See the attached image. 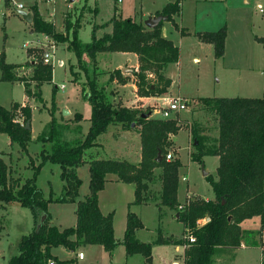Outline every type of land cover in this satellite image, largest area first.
Wrapping results in <instances>:
<instances>
[{
  "label": "rangeland",
  "instance_id": "374dc122",
  "mask_svg": "<svg viewBox=\"0 0 264 264\" xmlns=\"http://www.w3.org/2000/svg\"><path fill=\"white\" fill-rule=\"evenodd\" d=\"M181 1V14L175 17V23L180 29H177L171 21H165L162 27L167 38L172 40L181 51L179 63L169 64L165 70V76L173 80L170 92L153 100H139L132 88L125 90V84L136 83L134 77L136 68L130 66L132 63L124 66L131 72H122L123 79L113 82L108 89L113 91L118 106L126 105L125 107L131 110L147 115L149 120H165L160 113L168 105L164 98L186 97L183 99L189 102V109L176 112L172 116L173 120L184 123V128L177 139L175 136H169L168 142L171 145L167 153V155L172 154L171 161L178 159L182 164L179 170L178 201L180 205H183L197 199H215L213 189L206 177L210 175L217 178L219 159L207 155L203 158V163L192 160L191 154L195 151L194 140L190 130L186 128V126L198 124L205 129L204 133L209 137L218 136V119L203 109L201 99L263 97L264 49L258 43L257 37H264V0ZM169 2L170 0H122V3H118V0H75L74 2L70 0H8L6 4L5 0H0V60L1 55L4 54L7 64L21 66L22 70L18 69L14 72L15 77L28 78L32 75L33 70H30V66L34 60L43 61L47 53L54 55L51 63L48 64L53 66V82L42 86L41 99L31 98L24 105L32 108L31 127H34V130L28 150L29 155L34 157L36 165L40 162L39 155L43 145L49 151L53 146L51 142L45 144L39 142V139L46 134L52 116L54 115L60 123L73 129L76 127L75 119L81 113L85 120L82 123V132L66 131L63 140L75 142L83 139L88 133L92 116V107L82 93L83 87H86L88 80L95 75L104 85L116 70H113L108 62L104 63V54L100 55L102 64L97 63L98 68L87 55L82 59L83 65H80L75 54L68 49V42L49 38L46 40L45 35L34 32L33 27L16 14L14 4H22L25 11L31 12L32 7L36 6L44 19L51 18L49 21L55 25L56 31L63 37L67 36V20L76 27L80 24L79 40L83 44H90L94 26L99 28L98 36H102L107 25L115 17V13L123 19L132 18L137 23L144 24L148 18L152 17L151 14L162 10ZM259 4L262 7H258ZM50 13L53 15L48 18ZM223 26L227 28L225 54L222 58H217L214 46L201 42L197 35L218 31ZM111 29L112 24L106 32H110ZM181 29H185L190 34L183 36ZM133 60L132 55L114 54L112 65L116 67L119 63ZM63 86L65 89L62 88ZM33 91H36L35 86ZM26 99L23 83L0 80V105L10 109L13 102L24 103ZM65 110H71V115L65 117L63 115ZM17 114L24 126L23 118L20 116L21 111L19 110ZM115 127L116 125L111 126L108 134L98 138L97 142L104 146L103 151L98 149L99 156L110 159L124 158L130 162L137 161L141 150V136L137 133H126L125 136L116 140L113 136H117L119 130ZM89 152L91 153L90 150L86 153V160L92 157L91 154L90 157L88 156ZM29 155L21 153L18 145L11 146L9 137L0 133V156L12 169L14 178H22L25 181L33 176ZM77 174L82 180L78 199H85L90 192L88 163L80 166ZM161 175L162 169L155 170L152 191L156 194L161 191ZM64 184L61 168L57 164L47 163L37 177V185L47 199L61 197ZM103 191L102 208L104 211L106 208L115 210L116 230H114L117 234L115 235L122 238L128 206L134 200L133 188L125 184L109 186ZM130 210L140 217L144 225L143 229L137 231V238L152 244L151 264H174L176 261L183 264L184 248L188 247V238L193 230L189 229L188 233H185L183 222L175 219L177 215H180L182 206L171 209L154 203L130 204ZM49 212L50 222L59 227H75L77 223L75 203L52 201L49 204ZM33 223V215L29 209L20 205L0 203V264H8L13 256L19 254V243L23 236L33 231ZM254 226L251 223V227ZM257 230L255 228V231ZM160 235L166 243H157ZM173 241L176 244L172 243ZM100 249H102L100 246L82 247L87 259L79 260L78 263L74 251L58 247L55 252L60 260L65 261L64 264H146L141 254L134 255L126 263V252L122 244L114 251L112 258ZM247 253L244 259L234 256L235 261L231 263H229L230 256L219 259L221 256L217 255L212 264H262L264 254L260 251ZM55 264L58 263L55 262Z\"/></svg>",
  "mask_w": 264,
  "mask_h": 264
},
{
  "label": "trees",
  "instance_id": "16d2710c",
  "mask_svg": "<svg viewBox=\"0 0 264 264\" xmlns=\"http://www.w3.org/2000/svg\"><path fill=\"white\" fill-rule=\"evenodd\" d=\"M8 4V0H5ZM181 0L169 3L157 15L167 16V21L174 23V16L181 11ZM33 30L50 39L68 42V49L75 54L78 63L83 65L85 55L98 68L97 56L102 53H133L138 56L139 70L134 72L137 94L141 98H158L169 93L172 80L165 76L169 64L180 61L181 52L173 41L162 35L163 23L155 29L147 28L143 23H137L132 18L123 19L115 16L111 22L112 32L97 36L96 25L93 28V37L90 44H83L78 37L79 25L66 22L67 36H61L53 23L46 21L36 6L32 7ZM97 12V11H96ZM107 25V26H109ZM183 36L188 33L181 29ZM201 42L211 44L215 48L217 58L225 54L227 28L216 32L199 33ZM263 46L264 37L257 38ZM29 54H31L29 52ZM1 81L21 82L25 85L26 95L29 98L41 99L42 86L53 82V66L43 61H33V72L29 78L15 77L14 72L20 65L7 64L4 54L1 55ZM96 68V69H97ZM94 74V73H93ZM97 74V72H96ZM264 77V70H263ZM123 79L122 70H116L110 79L102 85L98 78L92 76L88 80L82 93L84 99L92 107L90 128L83 139L75 142L64 141L66 131L72 130L81 133L82 115H77L78 125L71 129L60 123L52 116L46 134L39 142L52 143L51 151L43 145L39 155L40 162L36 165L35 159L30 157L33 176L25 181L14 178L10 167L0 156V203L20 205L31 211L34 220L32 233L22 237L19 243V254L13 256L8 264H49L60 261L52 250L64 247L77 251L88 245L100 246L110 254L119 245L126 249L127 256L141 254L146 262L151 264L153 247L151 243H144L137 239V230L143 229L141 219L132 211L127 216V226L122 241L115 237L114 214L105 216L100 208L99 195L105 189L109 176L115 181L135 185L136 205L168 206L177 209L182 206L179 220L185 226V233L193 230L191 236L196 239L193 244L188 243L184 252V264H212L214 257L224 250H236L242 245L250 248L262 247L264 232V94L261 98H202L203 109L218 119V136L209 137L205 129L198 125L186 126L195 142V151L191 154L194 161L203 163L205 156L219 157L217 178L207 176L215 199H197L180 205L179 170L181 162L176 159L167 161L166 156L171 143L169 136H177L184 128V123L173 119L149 120L145 114L131 110L125 106H118L113 91L108 86L115 80ZM35 86V92L33 91ZM189 107L190 104L187 101ZM21 111L24 126L18 119ZM32 119V108L13 103L10 109L0 105V133L6 134L11 145H18L21 153L29 155V145L32 142V130L26 129ZM122 125L127 130L141 127L142 160L133 164L126 160L94 159L86 160V153L98 146V138L107 133L113 125ZM134 125V126H133ZM159 152L163 160L157 162ZM57 164L61 168V178L65 182L61 197L47 199L37 185V177L47 163ZM88 163L90 172V192L85 199H78L82 180L77 169ZM162 169L161 191L157 194L152 191L155 170ZM76 203L77 223L75 227L60 228L50 224V202ZM43 217L45 223L37 232ZM209 217L210 222L198 227L199 220ZM258 219L259 229H244L242 225L250 220ZM157 243L163 244L161 235ZM264 264V258L263 262Z\"/></svg>",
  "mask_w": 264,
  "mask_h": 264
},
{
  "label": "crops",
  "instance_id": "0c3cea01",
  "mask_svg": "<svg viewBox=\"0 0 264 264\" xmlns=\"http://www.w3.org/2000/svg\"><path fill=\"white\" fill-rule=\"evenodd\" d=\"M75 1V0H74ZM97 1V0H96ZM176 0H170V2L169 3H174ZM6 2V1H5ZM122 3V2H121ZM168 3V4H169ZM7 4V3H6ZM167 4V5H168ZM166 5V6H167ZM181 10H182V1H181ZM165 6V7H166ZM164 7V8H165ZM258 7H262V5L261 4H259L258 5ZM163 8V9H164ZM163 9L162 10H160V11H157L155 14H151L150 16H152V17H154V16H158L157 14L158 13H160V12H162L163 11ZM28 12H30V13H32L30 10L28 11ZM97 12H98V10H97ZM261 12H263V10L261 9ZM180 14H181V11H180ZM179 14V15H180ZM32 15H33V13H32ZM51 15H53V14H51L50 13V15H48V18H50V16ZM179 15H176V16H174V21H175V17H177V16H179ZM115 16H118V14L117 13H115ZM120 16V15H119ZM122 16V15H121ZM44 17V16H43ZM121 18H123V17H121ZM51 19V18H50ZM49 19V20H50ZM45 20L46 21H48V22H50L49 20H47L46 18H45ZM27 23V22H26ZM32 24H33V22H32ZM32 24H29V25H31L32 26ZM79 27H81L80 26V24H79ZM223 27H226V26H223ZM222 27V28H223ZM109 28V26L106 28V30ZM222 28H220V29H222ZM219 29V30H220ZM99 30V29H98ZM98 30H97V33H98ZM106 30L104 31V34L105 33H111L112 32V29L110 30V32H106ZM185 30V29H184ZM214 32H216V31H214ZM103 34V35H104ZM188 34H190V33H188ZM102 35V36H103ZM162 35H163V37L164 38H167V36L165 35V33H164V30H162ZM97 36H98V34H97ZM98 37H101V36H98ZM47 36H46V40H47ZM257 38H263V37H257ZM50 39V38H49ZM168 39V38H167ZM45 40V41H46ZM170 40V39H169ZM172 41V40H171ZM174 43V42H173ZM259 43V42H258ZM175 44V43H174ZM260 44V43H259ZM261 45V44H260ZM180 49V48H179ZM181 52V51H180ZM102 54H104L105 55V57H104V63H109V65L113 68V70H122V72H123V69H125L124 68V66H126V64L127 63H132V65L130 64V66L131 67H134V68H136V71H138L139 70V60H138V56L136 55V54H133V53H102ZM114 54H124V55H132L133 57H134V60L133 61H127V62H123V63H119L116 67H113V65H112V60H113V55ZM100 55L101 54H99L98 56H97V59H96V61H97V63H99V64H102V61L99 59L100 58ZM106 55H107V57H106ZM180 58H181V56H180ZM136 62V64H135V62ZM62 62V61H61ZM179 63V62H178ZM32 64L33 63H31V68H30V70H33V68H32ZM62 64H63V62H62ZM20 70H22V68L21 69H19V71ZM263 70H264V68H263ZM124 73V72H123ZM32 74V73H31ZM262 75H263V72H262ZM31 76V75H30ZM29 76V77H30ZM28 77V78H29ZM2 78V77H1ZM1 78H0V80H1ZM172 80V79H171ZM115 82H117V80L116 81H114V83ZM12 83H15V82H12ZM21 83V82H20ZM128 84V83H127ZM125 84V86H124V89L126 90V89H129V88H132V90H133V92H136L137 93V86H136V83L134 84V83H131V84ZM172 84H173V80H172ZM127 85V86H126ZM172 87V86H171ZM63 89H65V86H64V88ZM171 89V88H170ZM169 92H170V90H169ZM26 101L24 102V103H19V104H21L22 106H24L25 105V103L28 101L29 102V100H31V98H29L27 95H26ZM137 98L139 99V100H143V99H149V100H153V99H156V98H141V97H139V95L137 94ZM179 98H181V97H179ZM182 98H186V97H182ZM249 98V97H248ZM169 98H164V100L167 102V100H168ZM124 102H126V98H124ZM13 103H16V102H13ZM13 103L11 104V106L13 105ZM126 106V105H125ZM139 106V105H138ZM141 107V106H140ZM11 108V107H10ZM71 111V110H70ZM156 113H157V111H155ZM70 113H72V112H70ZM78 113H80L79 111H78ZM71 115V114H70ZM69 115V116H70ZM80 115H82L81 113H80ZM33 121V120H32ZM84 117H83V120L79 123V125H81L82 126V123H84ZM76 125H78L77 123H76ZM113 126H115V125H113ZM117 126H119V127H117ZM83 128V127H82ZM90 128V127H89ZM116 129H118L119 131V133H118V135L117 136H113V138H115L116 140H119L120 138H121V136H125V134L126 133H137L138 135H140L141 136V127H137V128H133L132 130H127V129H125L122 125H120V124H118V125H116V127H115ZM31 129H32V132H33V130H34V127L32 128L31 127ZM109 130H110V128H109ZM109 130H108V132L107 133H105V134H108L109 133ZM110 133H112L113 134V132H110ZM179 135V134H178ZM178 135L177 136H175V139H177V137H178ZM10 140V139H9ZM98 143V142H97ZM10 145H11V141H10ZM11 146H14V145H11ZM30 146V145H29ZM98 149H100V150H102L103 151V149H104V146H103V144H101V143H98V146L97 147H94V148H92L90 151H91V153L89 152L88 154V156L90 157L91 155H92V157H90V159L89 160H91L92 158H94V159H110V158H105V156H99V150ZM29 151V150H28ZM92 151H95V152H92ZM18 152H19V150H18ZM94 153V154H93ZM91 154V155H90ZM29 157H31V158H33L34 159V157H32V156H30L29 155ZM86 158H87V156H86ZM218 159H219V157H217ZM112 160H126V159H124V158H120V159H112ZM141 160H142V142H141V150H140V154L138 155V160L137 161H135V162H131V163H133V164H139L140 162H141ZM126 161H128V160H126ZM130 162V161H129ZM50 163V162H49ZM219 166V165H218ZM11 169V168H10ZM11 173H12V169H11ZM13 174V173H12ZM13 176V175H12ZM108 179H109V181L107 182V184H106V186H105V188L107 189L109 186H123V185H125L126 183H122V182H117V181H115V177L114 176H109L108 177ZM126 185H130V186H132V188H133V191H134V200L133 201H131L130 203H129V206H128V211H127V215H126V224H125V230H124V234H123V237L122 238H119V236H116L115 235V237H116V239L117 240H119V241H122L123 240V238H124V235H125V231H126V226H127V216H128V213H129V211H131L130 210V204H133L134 203V201H135V185H133V184H126ZM101 192H103V193H101ZM100 192V195H99V203H100V208H101V211H102V213L105 215V216H107V215H109V214H111V213H115V210L114 209H111V208H106L105 210L106 211H104L103 210V208H102V204H101V200H102V195L104 194V191H101ZM206 200H208V199H206ZM75 205H76V203H75ZM76 208H77V205H76ZM135 213V212H134ZM136 214V213H135ZM137 215V214H136ZM138 216V215H137ZM178 216V215H177ZM177 216H176V218L175 219H177L178 221H179V219L177 218ZM139 217V216H138ZM77 218V217H76ZM114 218H115V216H114ZM140 218V217H139ZM142 221V220H141ZM181 222V221H180ZM251 223H253L255 226L252 228L251 227ZM50 224H52L51 222H50ZM52 225H54V224H52ZM57 226V225H56ZM34 227H35V224L33 223V230H34ZM242 227L244 228V229H249V230H255V228H256V230L257 229H259V227H260V225H259V221H258V219H254V220H250V221H247V222H245L243 225H242ZM60 228H63L62 226H60ZM114 229L116 230V224H115V220H114ZM138 231V230H137ZM33 232V231H32ZM31 232V233H32ZM184 232H185V226H184ZM136 237H137V232H136ZM138 239V238H137ZM139 240V239H138ZM140 241V240H139ZM178 241V240H177ZM262 241H263V243H264V232H263V236H262ZM141 242H143V241H141ZM168 242V241H167ZM144 243H147V242H144ZM169 243V242H168ZM172 243H174V241L172 242ZM178 243V242H177ZM174 244H176V242L174 243ZM181 245H183V244H181ZM120 246V245H119ZM118 246V247H119ZM86 247V246H85ZM88 247H96V246H94V245H88L87 246V248ZM184 247V246H183ZM100 248H102V249H100V250H103L102 252H106L104 249H103V247H100ZM125 248V247H124ZM117 249V248H116ZM55 250H56V248L55 249H53L52 250V253H53V255H55L57 258H58V256H57V254H56V252H55ZM252 251H260L262 254H264V248H262V247H256V248H250V247H248V246H245V245H242L240 248H238V249H236V250H233V249H227V250H224L222 253H220L218 256H221L219 259H221V258H226V256H230V258H229V263H231V261H235V258L236 257H240V258H242V259H244V257H245V255L247 256V252H252ZM125 252H126V249H125ZM184 252H185V248H184ZM74 253L77 255V258H76V262L78 263L79 262V260L80 261H85L86 259H87V255L84 253V251L82 250V247H80V248H78L77 249V251H74ZM79 253H84V259H79L78 258V255H79ZM107 253V252H106ZM247 253V254H246ZM109 254V253H108ZM114 255V252H113V254L110 256V254H109V256L112 258V256ZM134 256V255H133ZM133 256H127V254H126V263L128 262V260L130 259V258H132ZM235 256V258H233ZM143 258H144V261H145V263L146 264H148L147 262H146V259H145V257L143 256ZM59 259V258H58ZM182 259H183V264H184V254H183V257H182ZM60 260V259H59ZM60 261H62V260H60ZM222 261V260H221ZM55 262V261H54ZM112 264H114V263H112ZM174 264H179L177 261L174 263Z\"/></svg>",
  "mask_w": 264,
  "mask_h": 264
},
{
  "label": "built area",
  "instance_id": "2783aa9c",
  "mask_svg": "<svg viewBox=\"0 0 264 264\" xmlns=\"http://www.w3.org/2000/svg\"><path fill=\"white\" fill-rule=\"evenodd\" d=\"M121 2H122V0H118V3H121ZM14 10L15 11L25 10V7L22 4H18V5L14 4ZM53 57H54V55H51L49 53L45 54L44 59H43L44 63L50 64ZM62 88H64V86ZM167 103H168L167 107L162 109V111L160 112L162 114V118L165 120L172 119L173 114H175L176 112L187 111L189 109V105H188L187 101L183 98H179V97L171 98V99L167 100ZM172 159H173L172 154H168L166 156L167 161H171ZM208 222H210V218L205 217V218L199 220L197 225L200 228V227L204 226L205 224H207ZM188 240H189L190 244H193L196 242V239L193 236H190L188 238ZM84 257H85L84 253H79V255H78L79 259L82 260V259H84ZM49 264H55V262L50 261Z\"/></svg>",
  "mask_w": 264,
  "mask_h": 264
},
{
  "label": "water",
  "instance_id": "95a60500",
  "mask_svg": "<svg viewBox=\"0 0 264 264\" xmlns=\"http://www.w3.org/2000/svg\"><path fill=\"white\" fill-rule=\"evenodd\" d=\"M71 2H74V0H70ZM16 14L19 15L20 17L23 18L24 21H26L28 24H32L33 22V15L32 13L28 12V11H25V10H17L16 11ZM168 17L167 16H164V15H158V16H154V17H150L148 18L144 25L149 28V29H155L157 28L161 23L167 21ZM123 72H131V70L129 69H123ZM71 113L70 111L68 110H65L63 111V115L66 117V116H69ZM144 117H147V115H144ZM134 126V125H133ZM26 129L28 130H32L31 129V121H29L27 123V126H26ZM198 145V142L196 141L195 142V146ZM163 155L161 152H159L158 154V158H157V162H161L163 160ZM205 175L207 176V173H205ZM177 218L179 219V215L177 216ZM46 221V217H43L40 225L38 226L37 228V232L40 230V228L42 227V225L45 223Z\"/></svg>",
  "mask_w": 264,
  "mask_h": 264
}]
</instances>
